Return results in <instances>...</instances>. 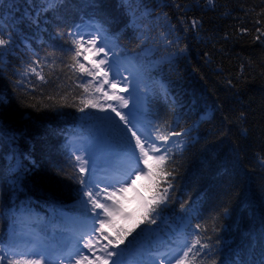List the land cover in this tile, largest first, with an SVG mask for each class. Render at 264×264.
I'll list each match as a JSON object with an SVG mask.
<instances>
[{
	"label": "trees",
	"instance_id": "1",
	"mask_svg": "<svg viewBox=\"0 0 264 264\" xmlns=\"http://www.w3.org/2000/svg\"><path fill=\"white\" fill-rule=\"evenodd\" d=\"M93 3L103 7L97 9ZM137 7L142 27L151 30L149 36L167 33L166 26L172 24L176 28L168 38L179 37L171 48L149 42L148 48L156 50L141 53L151 76L145 81L153 94L140 101L161 120L178 119L175 131L189 128L204 111L208 117L190 136L174 138L176 144L183 140L181 149L169 145L174 161L170 167L176 169L171 198L162 218L151 226L157 231L147 241L133 245L127 260L130 264L147 262L200 235L212 246L206 264L212 260L216 264H259L264 258V165L259 159L264 156V42L254 37L260 26L255 22L264 23L259 15L264 0H212L211 4L209 0H139V5H132L133 10ZM27 11L25 0H4L0 6V24L14 41L0 61V93L10 101L0 106V213L29 207L21 247H34L28 241H38L50 257L58 255L51 264H60L75 243L73 236L78 235L76 226L65 218L80 211V185L74 178L79 173L73 153L88 158L87 151L77 149L95 143L98 122L92 117L83 119L85 114L72 106L73 97L83 89L81 81L56 58L68 53L67 37L62 40L57 33L98 23L108 30L116 54L124 62V49L140 52L145 45L137 46L136 34L127 27L130 13L121 0H64L58 11L41 13L39 29L28 20L21 22ZM145 12L149 15H143ZM193 18L202 22L194 32L187 23H180ZM243 27L249 32L241 33ZM185 46L186 51L170 63L164 60ZM49 53L55 56L44 60ZM34 56L42 59L41 74L48 82L29 74L17 86L23 67ZM162 84L168 86L169 100H177V112L180 105L185 106L182 118L174 117L173 105L162 92L157 94ZM245 129L246 135L242 134ZM13 134L15 144L10 140ZM14 150L16 154L30 152L39 167L29 173L12 172ZM97 156L98 170H102V154ZM112 163L114 168L126 166L122 155ZM17 176L22 177L19 188L13 185ZM8 222L0 215V233L7 232ZM196 224L201 228L196 229Z\"/></svg>",
	"mask_w": 264,
	"mask_h": 264
},
{
	"label": "snow or ice",
	"instance_id": "2",
	"mask_svg": "<svg viewBox=\"0 0 264 264\" xmlns=\"http://www.w3.org/2000/svg\"><path fill=\"white\" fill-rule=\"evenodd\" d=\"M3 3L4 0H0V6ZM63 3L64 0H25L28 11L20 18L21 22L28 20L39 29L41 13L58 11ZM134 3L139 5V0H121V6H127L130 13L127 27L136 34L135 39L140 42L137 46L145 45V48L131 53L124 49L126 62H121L115 51L116 45L103 26L97 25L92 31L86 32L81 25H76L75 30L57 33L62 40L67 37L64 43L68 53L67 56L56 58L61 60L68 72L81 81L79 87L83 89L78 97H73L72 106L85 114L83 119L92 117L98 122L95 143L82 145L77 149L87 151L88 158L73 153L79 173L74 178L80 185V211L71 218V222L76 226L78 235L73 236L75 243L70 251L64 253L60 264H65V261L67 264H130L127 257L132 255L133 245L141 240L147 241L149 234L157 231L151 226L156 225L157 220L162 218L171 198V181L175 179L176 169L170 167L174 161L173 149L169 145L172 144L177 150L181 149L184 146L183 140L176 144L174 138L190 136L199 123L208 117V112L204 111L189 128L175 131L173 127L179 126L178 119L161 120L150 107L141 108L138 104L142 96L150 99L153 94L151 85L145 81L146 76L149 81L151 76L149 69L143 65L141 53L156 50L148 48L149 42L167 49L176 44L179 37L168 38L176 28L172 24L166 26L167 33L160 32L158 36H149L148 31L151 30L146 31L142 27L143 19L138 15L139 7L133 10ZM211 3L212 0H209V4ZM92 7L99 9L103 5L93 3ZM175 7L179 9L183 6ZM143 15L149 13L145 12ZM259 15L264 17V10ZM31 16H35V19H30ZM2 19L0 16V20ZM180 23H187L188 30L193 32L202 27L201 20L196 18ZM255 23L260 26L255 29L257 35L254 39L264 42V23L261 20ZM240 31L248 33L249 29L243 27ZM13 44L12 33H4L3 25L0 24V61ZM185 51L186 46L177 48L175 52L164 57V60L170 63L174 57ZM54 56V53H49L44 60ZM42 65V59L34 56L23 67L17 86H21L29 74L48 82L47 77L41 74ZM160 92L173 105L174 117L182 118L185 106L180 105V111L177 112V100H169L168 86L162 84L157 94ZM61 99L66 100V97L62 96ZM8 103V97L0 93V106H7ZM192 108L194 103L188 111L191 112ZM89 109L95 111L89 112ZM244 118L241 114V119ZM0 127H3L2 123ZM246 132L245 129L242 134L246 135ZM10 140L15 144L17 136L13 134ZM98 153L102 154V170L105 173L103 176L97 175ZM121 155L127 161L126 166L114 168V158ZM13 159L15 164L11 171L14 173H29L33 168L39 167L30 152L16 154L14 150ZM259 159L264 165V156ZM20 179L22 177L17 176L13 181L14 187L19 188ZM129 193L133 195L130 197ZM132 201H135V207H130ZM183 208L182 204L181 209ZM224 211L227 213L228 210ZM29 214L31 209L27 206L19 211L9 209L0 213L9 221L7 232L0 233V264H45V260L51 264L48 249L38 241H28L34 247H21L20 241L24 239V217ZM195 228L200 229L201 225L196 224ZM211 251L212 246L203 242L200 235H196L191 241L185 240L182 247L169 249L167 254H156L147 262L137 260L135 264H172L173 260L175 264H206L205 258ZM211 264H216V261L212 260ZM259 264H264V258L260 259Z\"/></svg>",
	"mask_w": 264,
	"mask_h": 264
},
{
	"label": "rangeland",
	"instance_id": "3",
	"mask_svg": "<svg viewBox=\"0 0 264 264\" xmlns=\"http://www.w3.org/2000/svg\"><path fill=\"white\" fill-rule=\"evenodd\" d=\"M120 60H121V62H124L122 58ZM121 87H123V85H121ZM138 104L140 105L141 108H144V106H145L144 102L143 101L141 102L140 100L138 101ZM125 163L127 164L126 159H125ZM128 195L131 197L133 195V193H129ZM130 207H135V201H132V203L130 204ZM56 258H58V255L50 257L51 263L53 261H55ZM45 264H49L48 260H45ZM166 264H167V262H166ZM172 264H173V262H172Z\"/></svg>",
	"mask_w": 264,
	"mask_h": 264
}]
</instances>
